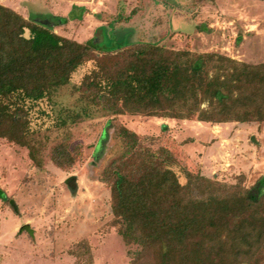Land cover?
Segmentation results:
<instances>
[{
    "label": "trees",
    "instance_id": "obj_1",
    "mask_svg": "<svg viewBox=\"0 0 264 264\" xmlns=\"http://www.w3.org/2000/svg\"><path fill=\"white\" fill-rule=\"evenodd\" d=\"M89 61L94 66L76 91L112 115L110 123L124 114L264 122V61L150 41L100 50L0 2V139L27 147L40 165L43 139L54 135L46 150L53 163L64 169L79 163L84 146L72 143L70 126L83 122L86 108L67 112L71 123L63 118L45 129L34 126L32 111ZM114 137L98 179L110 188L128 264H264V176L250 187L243 176L235 182L215 178L192 161L168 127L139 135L115 123ZM7 201L18 212L15 201Z\"/></svg>",
    "mask_w": 264,
    "mask_h": 264
},
{
    "label": "rangeland",
    "instance_id": "obj_2",
    "mask_svg": "<svg viewBox=\"0 0 264 264\" xmlns=\"http://www.w3.org/2000/svg\"><path fill=\"white\" fill-rule=\"evenodd\" d=\"M45 1L52 5V0ZM82 1L67 3L68 15L56 16L38 0L29 18L59 24L60 33L91 41L100 50L150 41L175 50L264 61V0ZM93 66L92 61L80 66L50 101H41L32 111L34 126L45 129L63 118L71 123L67 114L86 108L83 122L70 126L72 143L84 146L83 159L73 168H61L47 156L54 135L43 139L40 165L27 147L0 139V188L5 192L0 197V264L129 263V247L114 223L110 188L98 179L99 167L117 144L115 123L139 135H157L168 127L185 142L182 147L192 161L219 180L235 182L243 176L250 187L264 176V122L210 124L124 114L110 123L112 115L80 99L75 88Z\"/></svg>",
    "mask_w": 264,
    "mask_h": 264
},
{
    "label": "crops",
    "instance_id": "obj_3",
    "mask_svg": "<svg viewBox=\"0 0 264 264\" xmlns=\"http://www.w3.org/2000/svg\"><path fill=\"white\" fill-rule=\"evenodd\" d=\"M37 1L38 0H0L2 4L12 7L13 9L17 10L18 12H20L22 15H24L27 18H29V16L31 15V10H30L31 6H33L34 3L37 4ZM40 1L44 3L43 4L44 6L47 5L45 0H40ZM80 1L82 0H52V5L50 7L46 6V9H48L50 12H53V14L56 16H59V15L66 16L68 15V11H69V6L67 5V3H70V2L78 3ZM54 26L57 32L61 30L60 29L61 25L57 24ZM72 38L79 40L77 37L72 36ZM79 41H82V40H79Z\"/></svg>",
    "mask_w": 264,
    "mask_h": 264
}]
</instances>
